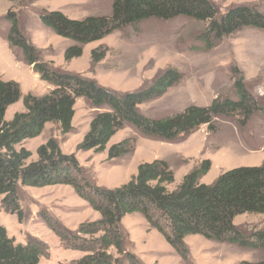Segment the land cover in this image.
<instances>
[{"label":"trees","instance_id":"obj_1","mask_svg":"<svg viewBox=\"0 0 264 264\" xmlns=\"http://www.w3.org/2000/svg\"><path fill=\"white\" fill-rule=\"evenodd\" d=\"M8 1L32 4L38 0ZM178 17L205 25L197 39L208 49L211 42L244 28L264 31V13L256 6L239 4L219 14L211 0H112L109 15L81 20L69 19L58 11L39 14L44 27L72 41L63 54L66 63L81 57L84 45L114 31L148 19L168 21ZM2 19L10 24L6 35L9 47L21 54L41 81L53 86L43 96L27 94L22 98L18 83L0 80V207L5 213L15 215L19 222L22 220L21 187H70L98 213L97 220L84 221L73 232L45 219L65 249L83 253L70 264H144L128 250V233L121 223L125 215L134 213L142 216L184 261L189 258L184 239L190 235L242 250L264 252V229L247 235L233 223L239 215H264V163L229 169L205 185L200 184V179L210 170L211 162L203 160L169 190L168 186L174 182L173 171L165 160H153L139 164L127 183L107 189L90 180L75 154L62 153L52 138L36 149L35 161H29L32 154L27 149H16L22 142L42 134L47 124L56 126L62 135L70 134L78 98H83L93 110H102L93 115L88 131L76 146V152L82 153H103L110 139L125 126H131L144 138L173 143L200 126L213 132L214 122L220 118L240 116L247 121L259 114L264 120V103L249 94L240 73H236L232 87L236 99L217 97L208 106L190 105L174 115L149 118L139 113L138 106L163 96L176 85L181 80L176 69H164L138 90L119 95L94 79L65 72L53 62L44 61L40 50L23 33L15 11L7 10ZM106 53L105 47L91 50L92 71ZM21 98L24 110L4 121L7 108ZM134 150L135 140L124 138L107 149V160L131 156ZM47 254L42 241L29 238L25 244H15L0 226V264H39L40 258ZM240 264H264V257Z\"/></svg>","mask_w":264,"mask_h":264},{"label":"rangeland","instance_id":"obj_2","mask_svg":"<svg viewBox=\"0 0 264 264\" xmlns=\"http://www.w3.org/2000/svg\"><path fill=\"white\" fill-rule=\"evenodd\" d=\"M211 1L219 14L239 4L256 6L264 13V0ZM111 4L112 0H38L32 4L0 0V80L18 83L22 98L27 94L40 97L53 88L39 79L19 52L9 47L6 35L10 24L2 17L11 9L17 14L23 33L40 50L44 61L53 62L65 72L94 79L100 86L119 95L138 90L164 69H176L181 74L176 85L163 96L138 106L139 113L146 117L174 115L190 105L208 106L217 97L236 99L232 90L236 73L243 77L249 94L264 103V31L253 28H244L213 41L208 49L197 39L204 30L203 23L182 17L168 21L148 19L84 45L81 57L64 62V51L72 41L44 27L39 14L58 11L69 19L81 20L109 15ZM97 47H105L107 53L92 71L90 52ZM22 98L7 108L4 121H10L15 113L24 110ZM74 110L70 134L62 135L56 126L47 124L42 134L22 142L16 149H27L32 154L29 161H35L36 149L52 138L62 153L75 154L90 180L107 189L127 183L139 164L153 160H165L173 171L174 182L168 186L169 190H173L182 177L203 160L211 162L210 170L200 179V184L205 185L213 183L229 169L264 163V120L259 114L247 121H242L240 116L217 119L213 132L200 126L173 143L144 138L131 126H125L110 139L106 151L94 154L91 151L76 152V146L88 131L93 115L102 110H93L83 98L76 99ZM124 138L135 140L133 154L108 161L107 149ZM19 198L20 222L0 207V226L15 244H25L29 238L42 241L48 254L40 258L39 264H70L83 256L82 252L65 249L45 222V219L55 221L73 232L80 223L97 220L98 213L70 187H21ZM121 223L128 233V250L144 264H240L264 257L262 251L242 250L190 235L184 239L189 250V258L184 261L139 214H127ZM233 223L247 235L253 234L264 229V215H239Z\"/></svg>","mask_w":264,"mask_h":264},{"label":"crops","instance_id":"obj_3","mask_svg":"<svg viewBox=\"0 0 264 264\" xmlns=\"http://www.w3.org/2000/svg\"><path fill=\"white\" fill-rule=\"evenodd\" d=\"M135 175V174H134ZM98 219V218H97Z\"/></svg>","mask_w":264,"mask_h":264}]
</instances>
